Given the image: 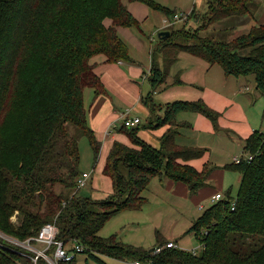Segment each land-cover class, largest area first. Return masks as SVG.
Returning <instances> with one entry per match:
<instances>
[{"label": "trees", "instance_id": "1", "mask_svg": "<svg viewBox=\"0 0 264 264\" xmlns=\"http://www.w3.org/2000/svg\"><path fill=\"white\" fill-rule=\"evenodd\" d=\"M205 1L207 9L196 29L188 30L187 24L174 27L167 30L169 39L160 44L153 41L152 68L147 74L152 89L142 98L150 111L149 123L119 128L134 147L119 141L113 144L103 174L113 182L114 191L105 200H96L82 196L77 187L82 175L81 153L70 132L75 128L90 140L97 163L102 144L87 121L84 93L91 88L98 98L106 89L94 59L104 56L111 65L133 62L117 31L139 29L125 2L145 4L168 18L175 12L152 0H0L1 233L26 242L37 237L47 223H55L59 241L80 243L88 262L98 264H105L101 257L150 264H264V243L245 254L236 252L229 238L231 234L264 238V133L259 132L245 147L253 160L226 166L241 175L237 196L228 192L189 230L204 245L200 254L180 248L155 253L168 244L159 233L151 250L120 242L116 235L106 239L99 235L112 218L139 211L148 203L143 194L154 178L183 183L191 194L207 183L209 167L199 172L179 163L204 152L176 145L179 125L175 119L182 112L211 119L216 113L202 101H177L160 107L153 100L179 53H191L221 66L228 77L254 76L264 97V25L251 26L247 34L229 42L203 35L223 20L248 17L254 1ZM196 12L194 9L190 15L194 23ZM108 20L112 26H106ZM165 125L170 127L159 148L138 136L142 129ZM58 186L60 192L55 189ZM20 251L24 252L0 238V264H34L31 253L23 256Z\"/></svg>", "mask_w": 264, "mask_h": 264}, {"label": "crops", "instance_id": "2", "mask_svg": "<svg viewBox=\"0 0 264 264\" xmlns=\"http://www.w3.org/2000/svg\"><path fill=\"white\" fill-rule=\"evenodd\" d=\"M203 1L202 6L203 8L205 6V9H207V3L205 0ZM171 2L173 4L170 7L175 9V13H177V10L188 13L196 9V13L202 14L197 9L198 1L196 0H171ZM125 3L128 11L131 12L138 22L144 23L150 17L152 20L157 18L145 4L137 2ZM262 9H264V5ZM160 17H162V21L165 19V15L163 14H160ZM160 17L157 21L158 25L156 23L153 26L151 22L148 23L150 27L147 30H153L154 32L151 37H148L150 40L148 61L145 60L147 51L146 41H137L143 53L137 50L131 42L134 40V36H132L134 33L136 36H139L136 32L133 33L132 29L134 28H117L120 37L130 50V58L133 59L131 64L120 62L116 65H111L106 63L104 56L94 59V64L97 66L96 72L103 80L106 93L98 97L90 105V109L87 110V121L95 132L96 138L107 149L108 155L113 144L118 141L129 147H134L129 138L124 133L118 131L124 123L120 119L121 114L131 111L130 118H139L140 125L143 126L144 123L139 114L132 115V112L137 110L147 118V125L149 123L150 111L141 105L143 96L141 97L140 95L139 87L141 89L145 86L146 80H149L147 74L152 68V41L153 39L155 40V37L160 32L167 31V29H164ZM248 17L242 18L244 22H246ZM106 26H112V22L106 21ZM139 33L145 36V33ZM159 62L164 66L162 55L159 57ZM169 69L166 82L153 95L156 106L162 107L177 101H202L216 113L215 118L211 119L199 113L182 112L175 119L179 125L176 134V145L183 149L204 152L199 158H193L188 161L179 160V163L188 165L193 169L195 168L199 172H203L209 167L210 174L206 185L194 194H191L189 188L183 183L177 184L165 177L160 178L155 183L152 182L149 185V188L143 194L147 198L148 203L141 210L133 212L136 214L132 216L131 220H127V217H129L126 215L127 213H122L111 220L114 223H119V226L124 227L121 231H111L113 232L112 235H116L117 239L119 238L118 241L121 240V232L125 231L127 236L120 242L146 249H148L146 240L147 231H154L156 236L160 232V237L166 243L174 242L180 249H183V241L188 240L186 238L187 235H192L195 238L193 234L189 233V230L194 225L195 220L216 203L215 197L218 194L225 197L228 192L234 197L238 194L237 192L242 181L241 175L226 169V166L232 165L234 158H243L247 155L245 147L252 135L256 132L264 133V99L261 100L256 92L249 89L247 78L228 77L224 74L221 66L211 65L206 60L187 52L179 53L176 62ZM122 83L133 87L132 99L129 100L131 95L128 93L126 102L122 96H117L116 100L107 93V89L113 93L115 89L120 92L122 90L120 88ZM151 89L149 86L148 92ZM123 102L127 104V107L123 105ZM139 104L143 108L142 110ZM163 114L164 112L161 113V116ZM169 127L170 125H165L157 129H142L138 136L146 143L159 148L160 141ZM234 177H236L235 180H233ZM107 180L111 182L109 178ZM113 191V182H111V187L109 184L102 196L88 197L96 200H105L113 194ZM158 200H161V202H157ZM153 202L156 203L157 208L155 210H145L150 209ZM173 204L181 205L187 209L190 214L187 217L191 216L193 222L180 235L166 233L169 237H165L160 231L161 227L158 226L162 222L166 223V215L173 211L171 206ZM147 215H150L149 221L154 226L142 228L141 225L146 221L144 219ZM155 218H160L161 221H155ZM106 231L109 232V230ZM103 232L101 231L99 235L106 239L107 236L105 235L107 232L106 234H103ZM196 248L188 249L196 250ZM87 263L88 261H86Z\"/></svg>", "mask_w": 264, "mask_h": 264}, {"label": "rangeland", "instance_id": "3", "mask_svg": "<svg viewBox=\"0 0 264 264\" xmlns=\"http://www.w3.org/2000/svg\"><path fill=\"white\" fill-rule=\"evenodd\" d=\"M152 1L156 2L157 4H161L164 8H166L167 10L174 13L175 9L170 7L173 4L171 2V0H152ZM196 1H198L197 2V9L199 11H201L202 12L201 15H203L204 12L206 11L205 6H204V8L202 6L204 1L203 0H196ZM253 1H254V3L252 4L251 12H250L251 15H249L246 22H244V20L242 18H238V17L226 19V20L219 22V24L214 25L213 27L209 28L208 31H205L203 35L204 36H213V37H216L217 39H220L222 41L229 42L231 40H234V38H236L240 35L247 34L249 32L251 26L264 25V9H262L263 5H264V0H253ZM150 9H151V12L157 18L152 20L150 17L144 23L139 22V29L140 30L138 28L132 29L133 33L136 32L139 36H136L134 33L132 35V36H134V40L131 41L132 44L134 45V47L137 48V50L141 51L142 53H143L142 48L137 44V41H146L145 42L146 47H147L146 58H145L146 61H148V53L150 51V40L148 39V37H151L152 34L154 33L153 30H147V28L150 27L148 23L151 22V24L153 26H155L156 23L158 25V22H157L158 18L160 17V14L161 15L163 14L161 11L158 12L152 8H150ZM189 12H191V11H189ZM182 13L183 12H180L179 10H177V14H182ZM160 19H161L162 24L164 25V29H167V30L174 28V27L175 28H181L185 24H187L186 28L188 30L189 29H196L198 27V24L194 23L191 20V17H189V19L187 20L188 22L185 21V23L184 22L177 23V24H174V26H170V27H166V26L171 25V23H167V22H169V20H171V18L165 17V19H163V21H162V17H160ZM200 19H201V17H200ZM144 29H145V31H144ZM151 29H153V28H151ZM139 32L145 33V36L140 35ZM153 41L155 42L154 39H153ZM153 41H152V43H153ZM154 47H155V43H154ZM135 54H137V52H135ZM141 59H143V58H141ZM246 80L249 81V83H248L249 89H252V91L256 92V94H258V96L261 100L264 99V97H262V95L259 93V91L256 88L255 77L250 76ZM149 86L151 89V85H150L149 80H146L145 86H143L141 89L139 87V91L141 92L140 95H141V97L143 96L144 99L150 93V92H148ZM120 88H122V90L120 92L118 90L116 91V89H115V92L113 93L112 91L107 89V93L113 99H116L117 96H122L124 98L125 102L127 101V95L129 93L131 95V96L129 95L130 96L129 100H131L132 99V93H133L132 92L133 87H131L130 85H127L125 83H122ZM84 94H85V108L87 110H89L90 105L97 99V97L95 96L94 90L91 88H87ZM123 105L125 107H127V104H125L124 102H123ZM141 105H143V103H141ZM141 105L139 107L142 110L143 108L141 107ZM143 107H145V106L143 105ZM135 114H139V117L141 118L142 122L144 123L143 126L147 125V122H146L147 118H145L144 114H140V112H138L137 110H134L132 112V115H135ZM70 132L72 134V137L75 138L78 142L79 151L81 153V162L79 165L81 172L82 173H88V174L92 173V176H90V179H89L90 181L88 182L89 184L85 188H83V190L81 189L80 194L84 197H88V196L100 197L103 195V192L105 191V189L108 188L109 184L111 187V182H109L107 180L108 177L104 176V174H103L104 169H105L104 166L106 163V158L108 155L107 149L105 148V146L101 147L100 159L97 163H95L94 153H93V149H92L90 140L87 137H85L84 135H82L79 132V130H76L75 128H70ZM159 179L160 178H154L151 181L155 183L156 180H159ZM235 179H236V177H234L233 180H235ZM55 189L57 192H60L62 187L58 186ZM157 202H161V200H158ZM215 202H219V201H215ZM167 204H169V203H167ZM171 206L173 208V211L166 215V220H167L166 223L164 224L162 222L158 226V227H161L160 231L164 234L165 237H169L166 233L180 235L181 232L187 230V228H189L192 225L191 223L193 222V219L191 218V216L187 217L190 215L189 211L187 209H185L183 206L178 205V204H173ZM156 208H157V205L155 202H153V204L150 206V209H145V210H155ZM122 213H127L126 215L129 216V217H127V220H131L132 216L136 214L133 212H122ZM114 218H112V219H114ZM149 219H150V215H147V217H145V219H144L146 221L143 222V224L141 225L142 228H151L154 226V225H152L153 223L149 221ZM17 220H18V216L13 218L14 223H17ZM158 220L161 221L160 218H155V221H158ZM169 220H171V221H169ZM108 222H107L105 228L102 230V231H104L103 234L104 233L106 234V232H107L106 230H109V232H107V234L105 235L107 237L112 235V233H113V232H111L112 230H120L121 231V229H124V227L119 226V223H114V221H111L109 223ZM52 224H55V223H52ZM0 233H1V231H0ZM155 234L156 233L154 231H151V232L147 231L146 240L148 243L147 244L148 249H151L157 243V241L155 240V236H156ZM126 236H127V233L125 231H122L120 234V239L122 240L123 238H126ZM0 238L2 239V237H0ZM10 238L12 239V237H10ZM186 238L188 240H186L185 242L183 241V244H182L184 250H190L188 248H194L195 249L196 247L198 249V247L200 246V243L197 239L193 238L192 235H187ZM229 238L232 242L233 249L236 252H240V253L243 252L245 254L253 253V251H256V249L259 248L264 243V238H258L257 237L253 240V239L247 238V236L241 235V234L240 235L231 234L229 236ZM121 240H119V241H121ZM31 244L39 250H44V246L39 244V243H36L35 241L34 242L32 241ZM144 249H146V248H144ZM148 249H146V250H148ZM197 253L200 254L201 250L198 249ZM88 258L89 257L86 254H79L77 256V260H76L77 263L76 264H86V261H88ZM101 259L105 264H131L132 263L130 261H122L121 262V261L115 260V259L110 258V257H107V258L101 257ZM87 264H98V263H96L95 261L92 260V261H89ZM142 264H150V263L149 262H143Z\"/></svg>", "mask_w": 264, "mask_h": 264}, {"label": "built area", "instance_id": "4", "mask_svg": "<svg viewBox=\"0 0 264 264\" xmlns=\"http://www.w3.org/2000/svg\"><path fill=\"white\" fill-rule=\"evenodd\" d=\"M191 15V12L177 14L175 13L174 16L169 20L167 23H171V25L166 26H174V24L182 23L189 19ZM131 111H126L125 113L121 114L120 119L123 120V125H125L127 128H133V126L139 125L140 119L139 118H130ZM253 160V157L249 154H247L245 157H238L233 159L234 164H239L242 161L251 162ZM92 173H82V175L77 179V187L78 189H83L88 185V181L90 179V176ZM223 199V195L218 194L215 197L216 201H221ZM42 230L39 232L37 237H34L26 242H20L19 240H16L14 238H10L9 236H6L3 233H0V237L4 239L6 242H8L10 245H13L15 247L21 248L24 252H21L23 256H27L26 253H31L33 257L34 264H63V263H71L77 260V256L79 254H86V249L83 245L80 243H72L67 244L63 241L58 240L59 235V229L56 227L55 224L47 223L44 227L41 228ZM32 241L39 243L44 246V250H39L35 248L31 243ZM6 247V246H4ZM7 249H10L8 246ZM169 248V249H177L179 248L178 245H176L174 242H169L166 247L163 248H157L155 250V253H160L163 249ZM201 251L204 249V245L200 244L198 247ZM190 250V252L194 255L198 254L197 250ZM11 250V249H10ZM131 264H142L141 261L137 260L135 262H132Z\"/></svg>", "mask_w": 264, "mask_h": 264}, {"label": "water", "instance_id": "5", "mask_svg": "<svg viewBox=\"0 0 264 264\" xmlns=\"http://www.w3.org/2000/svg\"><path fill=\"white\" fill-rule=\"evenodd\" d=\"M201 14L200 13H196L194 14V18H195V21L198 22L200 20V16ZM171 36V32H168V31H162L160 32V34H158L156 37H155V41L156 43H161V42H164L166 41L167 39H169Z\"/></svg>", "mask_w": 264, "mask_h": 264}, {"label": "bare ground", "instance_id": "6", "mask_svg": "<svg viewBox=\"0 0 264 264\" xmlns=\"http://www.w3.org/2000/svg\"><path fill=\"white\" fill-rule=\"evenodd\" d=\"M188 22V21H187ZM136 127V126H135Z\"/></svg>", "mask_w": 264, "mask_h": 264}]
</instances>
